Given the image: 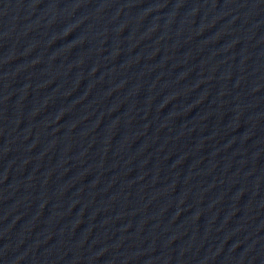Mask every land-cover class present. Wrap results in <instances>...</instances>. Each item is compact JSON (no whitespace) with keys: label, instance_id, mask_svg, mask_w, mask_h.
<instances>
[{"label":"water","instance_id":"water-1","mask_svg":"<svg viewBox=\"0 0 264 264\" xmlns=\"http://www.w3.org/2000/svg\"><path fill=\"white\" fill-rule=\"evenodd\" d=\"M0 264H264V0H0Z\"/></svg>","mask_w":264,"mask_h":264}]
</instances>
